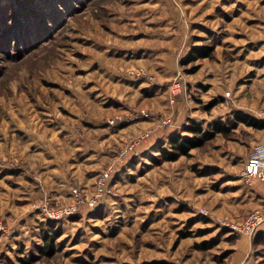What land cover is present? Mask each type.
Segmentation results:
<instances>
[{
  "label": "rangeland",
  "instance_id": "374dc122",
  "mask_svg": "<svg viewBox=\"0 0 264 264\" xmlns=\"http://www.w3.org/2000/svg\"><path fill=\"white\" fill-rule=\"evenodd\" d=\"M235 112L264 120V0H0V264H264L229 226L264 214V129L159 151Z\"/></svg>",
  "mask_w": 264,
  "mask_h": 264
},
{
  "label": "trees",
  "instance_id": "16d2710c",
  "mask_svg": "<svg viewBox=\"0 0 264 264\" xmlns=\"http://www.w3.org/2000/svg\"><path fill=\"white\" fill-rule=\"evenodd\" d=\"M19 8H21V5ZM16 10L17 9H15V11ZM233 116L234 117L232 121L229 120L226 123L216 122L214 124L213 131L204 130L195 122L190 123V125L185 127V131L192 134L191 137L184 136L179 133L171 135L168 139L169 146L159 148L162 159L164 161H175L180 156H188L190 150L200 146L207 140L213 139L215 135H228L239 123H245L249 127H253L256 129H264V120H259L254 116L242 112H235L233 113ZM58 223L59 222L47 219L42 225V239L45 242V245L44 247L40 248L41 251L43 250L47 253V251L54 249V239H56L57 235H59L60 233L59 229H57L56 227L57 225H59ZM23 263H28V261L24 259Z\"/></svg>",
  "mask_w": 264,
  "mask_h": 264
},
{
  "label": "built area",
  "instance_id": "2783aa9c",
  "mask_svg": "<svg viewBox=\"0 0 264 264\" xmlns=\"http://www.w3.org/2000/svg\"><path fill=\"white\" fill-rule=\"evenodd\" d=\"M178 85H179L178 83H174L171 89L174 91H179L180 88L178 87ZM139 116L143 118H150L152 115H150L149 112L142 111L141 113H139ZM140 140L141 139L137 140L130 149L138 145L141 142ZM128 150H126L125 153L128 152ZM250 157L251 158L249 159V163L247 164L246 171L243 173V175H241V177H244V179L248 182L251 180L252 176L257 174L259 167L264 164V147L262 146L256 147L255 151L252 153ZM102 181H104V179ZM108 192H109L108 185H106L104 181V183L100 185L99 190L96 194V197L92 201L89 202V207L93 209L98 208V202L99 200H101L100 199L101 196L107 195ZM76 196L78 195L76 194ZM98 197H100L99 200H97ZM77 211H78L77 207L66 206L58 210H51V209L50 211L47 210L46 214L48 215V219L55 221V222H61L65 217H70L74 215ZM202 214L207 215V212L205 211ZM263 222H264V214L261 211L257 210L245 222L243 228L235 226V225H229V226L232 230H236V231L242 230L244 232L252 234L254 231H256L259 228V226ZM224 224L226 225V223Z\"/></svg>",
  "mask_w": 264,
  "mask_h": 264
}]
</instances>
